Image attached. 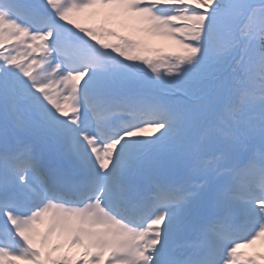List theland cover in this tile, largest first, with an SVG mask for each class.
Returning a JSON list of instances; mask_svg holds the SVG:
<instances>
[{
	"label": "snow or ice",
	"instance_id": "snow-or-ice-1",
	"mask_svg": "<svg viewBox=\"0 0 264 264\" xmlns=\"http://www.w3.org/2000/svg\"><path fill=\"white\" fill-rule=\"evenodd\" d=\"M0 264H264V0H0Z\"/></svg>",
	"mask_w": 264,
	"mask_h": 264
},
{
	"label": "rangeland",
	"instance_id": "rangeland-1",
	"mask_svg": "<svg viewBox=\"0 0 264 264\" xmlns=\"http://www.w3.org/2000/svg\"><path fill=\"white\" fill-rule=\"evenodd\" d=\"M155 40H156L158 43L162 44V45H166L167 42H168V41L161 40V39H159V38H155Z\"/></svg>",
	"mask_w": 264,
	"mask_h": 264
},
{
	"label": "bare ground",
	"instance_id": "bare-ground-1",
	"mask_svg": "<svg viewBox=\"0 0 264 264\" xmlns=\"http://www.w3.org/2000/svg\"><path fill=\"white\" fill-rule=\"evenodd\" d=\"M248 251H251L250 249Z\"/></svg>",
	"mask_w": 264,
	"mask_h": 264
}]
</instances>
